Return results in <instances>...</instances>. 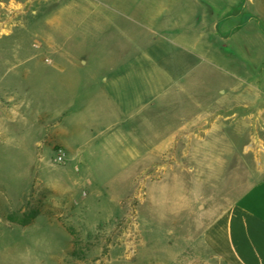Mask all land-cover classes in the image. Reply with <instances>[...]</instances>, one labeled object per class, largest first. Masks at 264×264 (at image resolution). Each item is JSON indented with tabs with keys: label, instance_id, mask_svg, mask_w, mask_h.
Returning a JSON list of instances; mask_svg holds the SVG:
<instances>
[{
	"label": "rangeland",
	"instance_id": "374dc122",
	"mask_svg": "<svg viewBox=\"0 0 264 264\" xmlns=\"http://www.w3.org/2000/svg\"><path fill=\"white\" fill-rule=\"evenodd\" d=\"M197 1L0 0V264H215L201 231L244 184L201 183V173L215 176L198 168L215 157L200 152L203 132H188L187 160L167 136L182 115L220 101L215 116L237 121H220L206 144L244 149L261 176L264 0H217L223 35L208 42L213 55L138 18L144 5L143 15L186 12L192 24ZM246 26L253 35L229 40ZM56 48L87 65L54 71L46 64ZM60 119L68 132H53ZM160 137L158 155L140 161Z\"/></svg>",
	"mask_w": 264,
	"mask_h": 264
},
{
	"label": "crops",
	"instance_id": "0c3cea01",
	"mask_svg": "<svg viewBox=\"0 0 264 264\" xmlns=\"http://www.w3.org/2000/svg\"><path fill=\"white\" fill-rule=\"evenodd\" d=\"M154 5H156L157 10L158 8L160 10L167 9L170 13L174 14L173 6L171 7L170 3L165 4L166 6L158 3H154ZM195 5L202 10V13L195 19V23L192 24L186 12L179 17L168 14L170 16L168 19L161 18L159 12L157 15L154 13H150L149 16L143 15L144 5L138 6V18L141 17L140 19L147 23L149 32L155 35H164L171 38V40H178L182 42L181 46L183 45L184 47L189 42L195 48L202 50V53L213 55L215 50L208 47V42L216 38L222 40L223 25L219 19L221 16V6L218 5L217 0H198ZM71 6L73 5L65 6L63 12L70 10ZM209 9H214L215 12L209 13ZM247 27L249 26L234 31L229 40H235L239 35L243 34L246 37H249L247 36L249 34L253 35V30L247 29ZM41 55L44 62V58L47 55ZM48 57H50L51 64L46 65L59 73H65L68 69L74 71L81 70L82 66L85 67L87 65L81 58L76 59V57H73L69 52L62 49L58 50L56 48L48 54ZM134 71L137 72V69L134 68ZM95 82L103 83L101 79ZM197 109L198 111L192 115H182L177 130L167 136L172 151L182 153L183 160L189 159L194 149L190 142L191 134L188 132H203L205 138H200V144L198 145L200 152H208L213 148L215 157L211 159L206 155L203 159L204 162H200L198 168L203 170L214 168L215 176L211 178L208 175L209 173L203 172L200 177L201 183L211 184L212 180H215V183L220 184H237L239 183V179H242V183L244 184V188L233 198L232 202L217 211L214 219L205 225L200 235V248L213 257L215 264H264V156H261L262 160L258 162V171L261 176L255 179V159L250 158L249 160L248 153L244 149L239 151L238 147L232 144H227L226 147H218L216 144L209 146L206 144V138L210 136V133L220 130L219 122L236 119V114H231L225 118H222L220 115L215 116V111L222 109V103L214 99L209 103L205 102L203 106H198ZM10 113L8 112L7 114L6 123L10 120ZM213 116H215L214 119ZM246 119L253 120L249 115L246 116ZM32 127L34 129L33 132H35L36 128ZM54 128L53 132H68L62 126L61 119L58 120ZM45 131L46 129L43 128L36 130V132ZM180 134H182L181 140L175 141V138L179 137ZM158 138L150 150V158L148 156L144 157L141 152H138L141 153L140 156L138 155L140 161L150 160L152 162L155 155H158V147L160 144H163L164 140L161 137L159 140ZM74 152H76V155L72 158V161L78 159L80 154L77 149ZM185 166L187 165H182V168L184 169ZM176 173L178 174L179 172ZM190 173L191 167L188 165L187 169L182 172L181 177L183 179L184 190L185 186L191 182L189 180ZM177 177L179 176H176L174 179L178 180ZM245 177L250 180L244 181Z\"/></svg>",
	"mask_w": 264,
	"mask_h": 264
},
{
	"label": "trees",
	"instance_id": "16d2710c",
	"mask_svg": "<svg viewBox=\"0 0 264 264\" xmlns=\"http://www.w3.org/2000/svg\"><path fill=\"white\" fill-rule=\"evenodd\" d=\"M24 224H26V222H23Z\"/></svg>",
	"mask_w": 264,
	"mask_h": 264
},
{
	"label": "built area",
	"instance_id": "2783aa9c",
	"mask_svg": "<svg viewBox=\"0 0 264 264\" xmlns=\"http://www.w3.org/2000/svg\"><path fill=\"white\" fill-rule=\"evenodd\" d=\"M59 160H61V158H59Z\"/></svg>",
	"mask_w": 264,
	"mask_h": 264
}]
</instances>
